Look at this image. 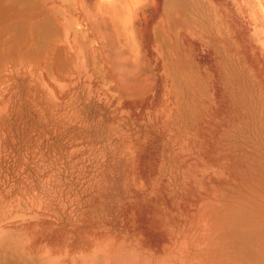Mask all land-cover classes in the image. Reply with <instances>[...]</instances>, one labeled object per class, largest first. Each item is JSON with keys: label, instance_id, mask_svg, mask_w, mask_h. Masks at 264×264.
<instances>
[{"label": "rangeland", "instance_id": "obj_1", "mask_svg": "<svg viewBox=\"0 0 264 264\" xmlns=\"http://www.w3.org/2000/svg\"><path fill=\"white\" fill-rule=\"evenodd\" d=\"M104 1L0 0V264H264V0H234L249 54L232 37L227 66L193 24L218 98L196 141L162 45L180 55L177 22L119 29L131 52Z\"/></svg>", "mask_w": 264, "mask_h": 264}, {"label": "crops", "instance_id": "obj_2", "mask_svg": "<svg viewBox=\"0 0 264 264\" xmlns=\"http://www.w3.org/2000/svg\"><path fill=\"white\" fill-rule=\"evenodd\" d=\"M100 4L103 6L101 17L112 23L113 41L120 44L122 42L128 43L132 46H128V50L131 52L135 51L137 41L134 39H136V36L128 35L127 37L124 34L120 35L119 29L126 27L135 28L143 16L147 29L146 34L150 38L154 30L156 32L158 26H166L170 21L177 22V31L173 33L180 55L177 54L176 58L168 56L167 46L170 42L168 37L164 35L162 45L167 64L173 65L171 68L174 70L175 67L176 71L179 85L177 99L179 116L185 118L184 124L185 122L188 124L186 132L183 130L182 137L183 139L196 141L205 137L207 132L208 134L212 132L211 126L213 127L216 124L218 98L217 95L214 96L215 86L212 77L209 78L211 74L210 66L206 64V58H209L206 55L207 49L202 50L199 43L195 44L194 39L199 32L193 29V24H198L201 18L205 22L203 27L205 31L214 29L217 32V29H219L221 36H223V42L222 44L220 42L219 48L216 49L214 47L210 48V50L216 52L224 59L225 66H227L228 58L233 57V55L226 57V52L229 50L225 48L228 42L231 43L233 41L232 37L239 39V42H237L239 47L236 51L240 54L239 56L242 57L243 53L248 55V46L250 44L248 34L247 32L246 34L243 33L244 26L242 22L234 18L235 14V16H238V13H235L238 7H234V0H107ZM203 6H206V8ZM198 10H202V13L198 14ZM200 14L203 17H199ZM76 22H79L77 18ZM160 31L162 33V30ZM121 36L126 37V39H121ZM86 38L87 36H82L83 41H86ZM93 42L104 44L108 40L105 37L98 36ZM256 42H258V46L255 43L253 46L256 48L257 53L259 51L261 53L260 61L263 68L264 41L261 38H257ZM208 44L214 45L213 41ZM182 45L184 48L193 46V51L196 53L198 60L193 55L185 56L182 51ZM201 53L204 54L202 55ZM212 57L213 54L211 55ZM216 58L214 57L213 59ZM245 61L247 65L246 56ZM204 65L208 67L205 68ZM201 66L203 70L206 69L207 77H204L201 73ZM246 68L245 71H248V66Z\"/></svg>", "mask_w": 264, "mask_h": 264}]
</instances>
